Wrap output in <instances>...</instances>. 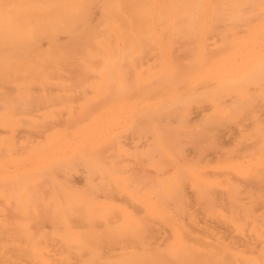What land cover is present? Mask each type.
<instances>
[{
  "label": "bare ground",
  "instance_id": "bare-ground-1",
  "mask_svg": "<svg viewBox=\"0 0 264 264\" xmlns=\"http://www.w3.org/2000/svg\"><path fill=\"white\" fill-rule=\"evenodd\" d=\"M0 264H264V0H0Z\"/></svg>",
  "mask_w": 264,
  "mask_h": 264
}]
</instances>
